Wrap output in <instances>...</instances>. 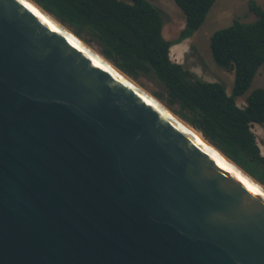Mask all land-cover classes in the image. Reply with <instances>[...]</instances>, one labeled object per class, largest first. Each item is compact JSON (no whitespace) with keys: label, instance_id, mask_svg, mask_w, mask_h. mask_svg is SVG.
Returning a JSON list of instances; mask_svg holds the SVG:
<instances>
[{"label":"water","instance_id":"1","mask_svg":"<svg viewBox=\"0 0 264 264\" xmlns=\"http://www.w3.org/2000/svg\"><path fill=\"white\" fill-rule=\"evenodd\" d=\"M32 0H0V264H264V185Z\"/></svg>","mask_w":264,"mask_h":264},{"label":"trees","instance_id":"2","mask_svg":"<svg viewBox=\"0 0 264 264\" xmlns=\"http://www.w3.org/2000/svg\"><path fill=\"white\" fill-rule=\"evenodd\" d=\"M32 1L135 83L143 79L155 86L153 96L173 115L264 185V156L252 132L253 126H264V89L248 93L264 66V7L249 0L255 21H233L210 38L216 66L233 72L228 95L223 84L202 81L170 58L171 47L192 37L216 0H173L184 19L174 41L163 37V15L148 0ZM241 98L244 107L237 105Z\"/></svg>","mask_w":264,"mask_h":264},{"label":"rangeland","instance_id":"3","mask_svg":"<svg viewBox=\"0 0 264 264\" xmlns=\"http://www.w3.org/2000/svg\"><path fill=\"white\" fill-rule=\"evenodd\" d=\"M148 1L163 15V29L165 30L166 38H170L167 40H176L184 27V19L173 0ZM254 1L259 6L264 7V0ZM248 2L249 0H216L214 6L206 16L204 23L192 37L171 47V60L181 65L202 81L223 84L226 93L230 95L233 86V72L216 66L210 50V38L216 31L229 27L233 21L243 23L255 21V17L248 10ZM86 46L91 50L98 51L97 47L93 44ZM136 84L144 92L156 99L153 96V92L158 91L155 86L143 79L137 81ZM255 89H264V66L257 71L248 93ZM157 101L166 107L162 101ZM237 105L244 107V99H238ZM252 132L255 135L260 152L264 156V126L255 125L252 127Z\"/></svg>","mask_w":264,"mask_h":264},{"label":"bare ground","instance_id":"4","mask_svg":"<svg viewBox=\"0 0 264 264\" xmlns=\"http://www.w3.org/2000/svg\"><path fill=\"white\" fill-rule=\"evenodd\" d=\"M89 48V47H88ZM90 49V48H89ZM91 50V49H90ZM186 127L196 136L198 137L200 140L202 139L201 135L193 128V127H190V126H187Z\"/></svg>","mask_w":264,"mask_h":264},{"label":"crops","instance_id":"5","mask_svg":"<svg viewBox=\"0 0 264 264\" xmlns=\"http://www.w3.org/2000/svg\"><path fill=\"white\" fill-rule=\"evenodd\" d=\"M162 34H163V37L167 40V39H170V38H166V33H165V30L163 29V32H162Z\"/></svg>","mask_w":264,"mask_h":264}]
</instances>
